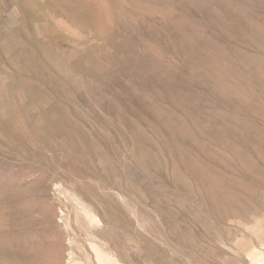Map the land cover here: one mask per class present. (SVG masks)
I'll return each instance as SVG.
<instances>
[{"label":"rangeland","instance_id":"1","mask_svg":"<svg viewBox=\"0 0 264 264\" xmlns=\"http://www.w3.org/2000/svg\"><path fill=\"white\" fill-rule=\"evenodd\" d=\"M0 264H264V0H0Z\"/></svg>","mask_w":264,"mask_h":264}]
</instances>
